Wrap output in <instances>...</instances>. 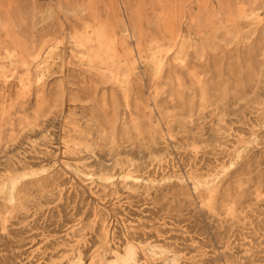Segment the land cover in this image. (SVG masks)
I'll return each instance as SVG.
<instances>
[{
    "label": "rangeland",
    "instance_id": "rangeland-1",
    "mask_svg": "<svg viewBox=\"0 0 264 264\" xmlns=\"http://www.w3.org/2000/svg\"><path fill=\"white\" fill-rule=\"evenodd\" d=\"M1 181L0 264H264V0H0Z\"/></svg>",
    "mask_w": 264,
    "mask_h": 264
},
{
    "label": "bare ground",
    "instance_id": "bare-ground-1",
    "mask_svg": "<svg viewBox=\"0 0 264 264\" xmlns=\"http://www.w3.org/2000/svg\"><path fill=\"white\" fill-rule=\"evenodd\" d=\"M252 2V1H251ZM52 3V2H51ZM52 6V5H51ZM84 6V5H83ZM53 7V6H52ZM85 7V6H84ZM83 12V11H82ZM52 14V12H50V10H44L40 17L43 20L44 18H49V16ZM257 15V14H256ZM47 20V19H46ZM45 21V20H44ZM48 21V20H47ZM43 22V21H42ZM39 23V22H38ZM36 27V26H34ZM89 31V30H87ZM129 33V32H128ZM131 34V32H130ZM67 35V34H66ZM133 35V34H132ZM128 36V35H127ZM126 36V37H127ZM132 37V36H131ZM125 38V37H124ZM131 39V38H130ZM83 40V39H82ZM86 41V40H85ZM102 41V40H101ZM90 43V42H89ZM88 43V44H89ZM82 44V43H81ZM150 44V43H149ZM97 45V44H96ZM83 46V45H82ZM146 46V45H145ZM42 47V46H41ZM46 47V46H45ZM72 47V46H71ZM39 48V47H38ZM37 48V49H38ZM146 48V47H145ZM44 49V48H43ZM66 52V51H65ZM116 53V52H115ZM41 54V53H40ZM113 57V56H112ZM37 59V58H36ZM160 62V61H159ZM160 65V64H159ZM138 66V65H137ZM139 69V68H138ZM142 70V69H141ZM127 104V103H126ZM65 108V107H64ZM65 112V111H64ZM64 115V114H63ZM139 134V133H138ZM193 139V138H191ZM168 140V139H167ZM153 141V140H152ZM157 141V139H156ZM100 145V144H99ZM138 146V145H137ZM140 148V147H139ZM155 154V153H154ZM63 165V164H62ZM105 166V165H104ZM57 169V168H56ZM130 170V169H129ZM46 171V170H45ZM35 171H33L34 173ZM29 174V171H24V173L22 174L23 176H26ZM79 174V173H78ZM12 176V175H10ZM99 181V180H98ZM18 183V178L15 177L14 179H10L9 180V184L11 185L12 189H15L16 184ZM2 187H6V182L1 181L0 182V189ZM97 198V197H96ZM113 206V205H112ZM115 230V229H114ZM213 231V230H212ZM140 245L133 243V242H129L127 248H126V253L122 254V255H117L116 258L110 263V264H132V261L136 255V249L139 248ZM141 255V254H140ZM84 258V257H83ZM76 263L75 264H82V257H79L78 259H76ZM139 262V261H138Z\"/></svg>",
    "mask_w": 264,
    "mask_h": 264
}]
</instances>
